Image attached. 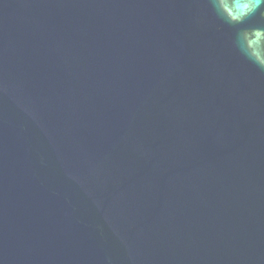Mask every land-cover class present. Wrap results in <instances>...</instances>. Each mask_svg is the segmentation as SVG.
Instances as JSON below:
<instances>
[{
	"label": "water",
	"instance_id": "obj_1",
	"mask_svg": "<svg viewBox=\"0 0 264 264\" xmlns=\"http://www.w3.org/2000/svg\"><path fill=\"white\" fill-rule=\"evenodd\" d=\"M0 264H264V0H0Z\"/></svg>",
	"mask_w": 264,
	"mask_h": 264
},
{
	"label": "snow or ice",
	"instance_id": "obj_2",
	"mask_svg": "<svg viewBox=\"0 0 264 264\" xmlns=\"http://www.w3.org/2000/svg\"><path fill=\"white\" fill-rule=\"evenodd\" d=\"M258 2H259V0H258Z\"/></svg>",
	"mask_w": 264,
	"mask_h": 264
}]
</instances>
